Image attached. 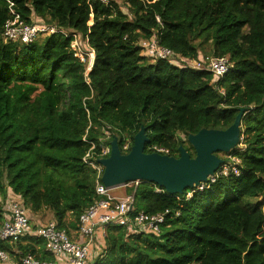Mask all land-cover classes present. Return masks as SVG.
<instances>
[{
    "label": "trees",
    "instance_id": "obj_1",
    "mask_svg": "<svg viewBox=\"0 0 264 264\" xmlns=\"http://www.w3.org/2000/svg\"><path fill=\"white\" fill-rule=\"evenodd\" d=\"M8 1L25 24L37 17L86 38L94 51L87 73L61 32L29 43L3 39L13 18ZM120 1L126 12L116 0H0V225L13 195L33 226L43 223L30 214L47 209L70 234L100 198L96 170L82 159L88 151L117 137L126 153L143 126L145 152L156 146L177 157L182 144L193 157L189 134L225 129L244 108L240 140L227 152L237 161L222 164L229 162L227 174L220 167L214 182L180 194L133 182L131 217L168 210L160 231L106 224L88 264H264V0ZM153 36L183 58L208 51L232 67L214 79L186 64L149 61L139 43ZM0 250L17 264L26 254L55 259L36 235L0 240Z\"/></svg>",
    "mask_w": 264,
    "mask_h": 264
},
{
    "label": "built area",
    "instance_id": "obj_2",
    "mask_svg": "<svg viewBox=\"0 0 264 264\" xmlns=\"http://www.w3.org/2000/svg\"><path fill=\"white\" fill-rule=\"evenodd\" d=\"M8 3L13 18L7 20L4 24L2 37L5 40L29 43L41 35L61 32L72 39L70 45L75 50L74 56L80 61L85 62V56L88 55L87 61H90L88 68L91 67L94 53L89 47L87 39L82 38L77 32L71 30L66 32L55 25L46 24L39 20H33L31 24H25L14 13L12 9L13 3L10 1ZM82 43L90 50V54L81 51ZM139 45L142 48L141 53L151 60H166L168 63L176 66H183L185 62H188V66L193 69L209 71L214 79H219L232 67V63L225 56L207 55L189 61L187 58H183L169 48L161 45L156 36L140 41ZM126 148L127 144L123 146V149ZM152 150L157 153L166 152L163 148L156 146L152 147ZM108 154L109 146L101 143L97 152L88 151L82 158L88 166L96 170L95 192L100 198L81 212L77 220V227L73 232L74 235L59 228L54 221L33 226L29 221L22 201L18 197L7 200L5 208L7 211L6 218L0 225V240L12 243L25 235H36L44 240L45 250L55 258L54 260H40L33 255L26 254L20 259L18 264H88L92 260L90 258L92 239L97 231H102L103 226L106 224L132 226L144 232L158 233L160 231V225L164 222L168 210L154 214L139 211L131 217L130 213L133 211L134 202L133 194H126L121 198H116L110 194V190L114 187H106L99 180L102 166L98 163V160L106 157ZM228 169L229 167L222 165L218 174H227ZM232 169L234 173H238L235 168ZM209 180L210 182H214L215 177L211 176ZM203 187L204 184H201L198 186V189L200 190ZM10 201L13 202L9 204L8 208ZM11 259L9 253L0 250V263L17 264L14 259H12L13 262L11 263Z\"/></svg>",
    "mask_w": 264,
    "mask_h": 264
},
{
    "label": "water",
    "instance_id": "obj_3",
    "mask_svg": "<svg viewBox=\"0 0 264 264\" xmlns=\"http://www.w3.org/2000/svg\"><path fill=\"white\" fill-rule=\"evenodd\" d=\"M244 112L245 109L241 108L232 124L225 129L202 128L195 134H189L187 141L194 150L193 157L182 144L178 147L177 157L145 152L144 144L148 138L143 126L134 135L133 144L126 153H121L118 138L113 137L109 155L98 160L103 167L100 180L106 187L147 181L170 194H180L184 189L206 183L224 163L216 153H227L238 144Z\"/></svg>",
    "mask_w": 264,
    "mask_h": 264
},
{
    "label": "rangeland",
    "instance_id": "obj_4",
    "mask_svg": "<svg viewBox=\"0 0 264 264\" xmlns=\"http://www.w3.org/2000/svg\"><path fill=\"white\" fill-rule=\"evenodd\" d=\"M117 1V3L120 5V7H121V10L122 11H124V12H126L127 10H126V7H125V5L120 1V0H116ZM90 23H91V21H90ZM89 23V24H90ZM41 38V36L40 37H38V39H40ZM209 45H206L205 46V48L206 47H208ZM205 50V49H204ZM81 51L83 52V53H87V54H90V50L87 48V47H85V45H84V43H82V45H81ZM200 51H203V49H201ZM206 54H203V52H201V53H199V56L201 57V56H205V55H211V54H208V53H210V52H208V51H206L205 52ZM86 57V60H85V65H86V72L85 73H87V71L89 70V65H90V61H87L88 60V55H86L85 56ZM90 59V58H89ZM149 59V61H154V60H151L150 58H148ZM188 62H185V64L186 65H189V63L187 64ZM221 92V91H220ZM105 133H106V130H105ZM179 136H180V138L181 139H183V140H186V137L183 135V134H179ZM106 144V143H105ZM127 144V143H126ZM107 145V144H106ZM185 145H186V142H185ZM109 146V145H108ZM218 156L220 157V158H223V160H228V161H233V160H235V158L234 157H232V156H230V155H228L227 153H223V152H220V153H218ZM227 161V163H226V165L225 166H227V167H229V162ZM135 184L134 183H128V184H125V185H119V186H116V187H114L112 190H110V194L112 195V196H114V197H116V198H121V197H123L124 195H126V194H128L127 193V188L129 187V188H131V187H133ZM7 198H10V199H13V198H15V196H11V195H7ZM259 200H263V203H264V198L263 197H260L259 198ZM11 202H13V201H10L9 203H8V208H9V204H11ZM29 214H30V212H29ZM38 214L39 215H41V214H43V216H42V219L44 220V222H42L43 224H46V223H48V222H50V221H54V219H53V215H52V213L49 211V210H47V209H43V210H41L40 212H38ZM70 234H73L74 235V233L73 232H70ZM102 244H103V234H102V231H97L96 232V234L94 235V237H93V239H92V244H91V248H90V258H94L95 256H97L99 253H100V250H101V246H102ZM11 263L13 262L12 261V259H11V261H10ZM0 264H2V263H0Z\"/></svg>",
    "mask_w": 264,
    "mask_h": 264
},
{
    "label": "crops",
    "instance_id": "obj_5",
    "mask_svg": "<svg viewBox=\"0 0 264 264\" xmlns=\"http://www.w3.org/2000/svg\"><path fill=\"white\" fill-rule=\"evenodd\" d=\"M42 216H43V214L39 215L38 212L36 214H34V213L30 214V218L32 219V222H34V223L44 222V220L42 219Z\"/></svg>",
    "mask_w": 264,
    "mask_h": 264
},
{
    "label": "clouds",
    "instance_id": "obj_6",
    "mask_svg": "<svg viewBox=\"0 0 264 264\" xmlns=\"http://www.w3.org/2000/svg\"><path fill=\"white\" fill-rule=\"evenodd\" d=\"M37 18V17H36ZM33 19V20H39V21H41V22H43V23H45L42 19H39V18H37V19ZM90 23V22H89ZM46 24H48V23H46ZM50 25H53V24H50ZM46 35H48V34H46ZM41 36H44V35H41ZM2 37V36H1ZM40 37V36H39ZM3 38V37H2ZM4 39V38H3ZM86 39V38H85ZM36 40V39H35ZM92 49V48H91ZM93 50V49H92ZM93 53H94V51H93ZM205 56H207V55H205ZM208 56H213V55H208ZM148 58V57H147ZM198 58H200V56H198ZM93 59H94V56H93ZM189 61H192V59H188ZM92 63H93V61H92ZM92 65V64H91ZM90 69V68H89ZM196 70V69H195ZM124 150H126V149H124ZM109 152H110V144H109ZM151 152H153V151H151ZM162 154V153H161ZM109 155V154H108ZM107 155V156H108ZM106 156V157H107ZM106 157H104V158H106ZM102 159V158H101ZM102 170H103V167H102ZM102 174V173H101ZM101 178V177H100ZM210 178V177H209ZM133 183V182H132ZM202 184H205V183H202ZM201 185V184H200ZM199 185V186H200ZM198 187V186H197ZM188 193H190V192H188Z\"/></svg>",
    "mask_w": 264,
    "mask_h": 264
}]
</instances>
